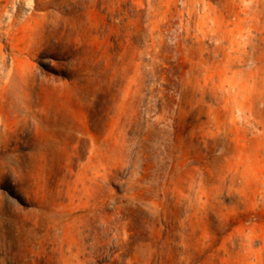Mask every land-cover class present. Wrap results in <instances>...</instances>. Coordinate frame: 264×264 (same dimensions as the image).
<instances>
[{
    "label": "rangeland",
    "instance_id": "obj_1",
    "mask_svg": "<svg viewBox=\"0 0 264 264\" xmlns=\"http://www.w3.org/2000/svg\"><path fill=\"white\" fill-rule=\"evenodd\" d=\"M0 264H264V0H0Z\"/></svg>",
    "mask_w": 264,
    "mask_h": 264
}]
</instances>
